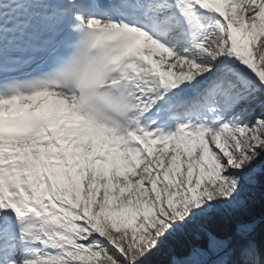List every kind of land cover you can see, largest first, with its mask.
Masks as SVG:
<instances>
[{"label":"snow or ice","instance_id":"1","mask_svg":"<svg viewBox=\"0 0 264 264\" xmlns=\"http://www.w3.org/2000/svg\"><path fill=\"white\" fill-rule=\"evenodd\" d=\"M0 264H264V0H0Z\"/></svg>","mask_w":264,"mask_h":264}]
</instances>
